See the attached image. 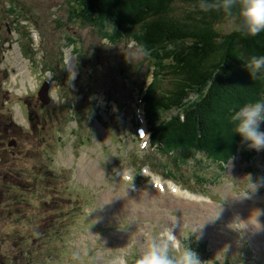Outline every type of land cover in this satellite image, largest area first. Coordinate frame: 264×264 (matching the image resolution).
I'll list each match as a JSON object with an SVG mask.
<instances>
[{"label": "rangeland", "instance_id": "rangeland-1", "mask_svg": "<svg viewBox=\"0 0 264 264\" xmlns=\"http://www.w3.org/2000/svg\"><path fill=\"white\" fill-rule=\"evenodd\" d=\"M85 4V0H0V98L5 95L0 118L13 122L9 133H0V172L15 165L26 176L30 170L38 173V188L29 191L7 185L10 179L4 185L0 182V235L28 234L0 247V264H24L35 254L47 259L43 264H130L142 253L146 239L170 227L188 241L201 264H264V226L251 218L253 214L264 223V200L254 199L259 189L264 193V185L251 191L248 179L254 178L249 170L255 167L264 173V150L251 159L252 168L244 160L245 151L252 150L241 136L230 156L200 144L173 152L161 144L159 152L146 140L141 147L144 141L136 138L131 118L141 117L143 110L138 92L141 98L148 93L146 115H150L152 102L161 100L160 94L170 87V76L138 28L119 31L109 19L84 14ZM217 27L226 32L234 22L226 19ZM27 47L35 56L30 58ZM44 80L50 81L49 112L40 108L38 90ZM34 109L41 116L37 131L29 124ZM158 113L160 118L169 115L166 110ZM112 126L128 144L129 162L136 157L141 163L149 153L154 158L151 167L165 177L175 176L166 167L173 163L183 172L178 181L210 193L216 201L206 197L195 202L199 199L195 195L189 196L190 201L181 200L161 175L164 180L152 176L142 181L138 191L114 178L105 169L121 148L120 139L110 138ZM14 138L17 144L8 145L5 153V143ZM220 206L219 218H212ZM123 218L125 225L120 222ZM36 233L44 240L39 250L42 245L32 242ZM197 239L200 245L195 244Z\"/></svg>", "mask_w": 264, "mask_h": 264}, {"label": "trees", "instance_id": "trees-1", "mask_svg": "<svg viewBox=\"0 0 264 264\" xmlns=\"http://www.w3.org/2000/svg\"><path fill=\"white\" fill-rule=\"evenodd\" d=\"M85 2L86 15L109 19L119 31L138 28L144 44L165 65L170 87L149 112L161 117L159 110H166L169 115L156 124L154 137L169 147L207 145V150L230 156L240 137L230 123L233 110L264 96V78H252L244 66L250 56L264 54V32L255 37L242 36L234 28L222 32L217 23L230 18L193 11L197 0ZM0 129H9L4 120ZM8 177L4 171L0 182ZM12 198H6L7 206ZM6 239L4 235L0 242Z\"/></svg>", "mask_w": 264, "mask_h": 264}, {"label": "clouds", "instance_id": "clouds-1", "mask_svg": "<svg viewBox=\"0 0 264 264\" xmlns=\"http://www.w3.org/2000/svg\"><path fill=\"white\" fill-rule=\"evenodd\" d=\"M197 9L202 13H223L233 20L234 30L242 36L255 37L264 32V0H197L193 5V11ZM244 66L252 78H264V54L250 56L244 62ZM70 78H74V73L71 71ZM262 122H264V96L248 101L238 110H233L230 116L233 131L241 136L242 142L247 144L249 149L256 151L264 150ZM113 171L122 181L128 177V170L124 166L122 172L120 169ZM248 179L253 186L251 191L264 185V177H260L256 183L250 176ZM247 194L248 192L242 196ZM222 210L220 206L219 212L212 218H219ZM121 264L124 262L122 261ZM134 264H201V260L192 248L182 247L179 237L170 227L164 229L157 237L145 240L143 251Z\"/></svg>", "mask_w": 264, "mask_h": 264}, {"label": "bare ground", "instance_id": "bare-ground-1", "mask_svg": "<svg viewBox=\"0 0 264 264\" xmlns=\"http://www.w3.org/2000/svg\"><path fill=\"white\" fill-rule=\"evenodd\" d=\"M251 218L253 219V221H255V222H256L257 224H259L260 226H262V227L264 226L263 221L260 220V219H258L259 217H257V216L254 217L253 214H252V215H251ZM252 219H251V220H252Z\"/></svg>", "mask_w": 264, "mask_h": 264}]
</instances>
